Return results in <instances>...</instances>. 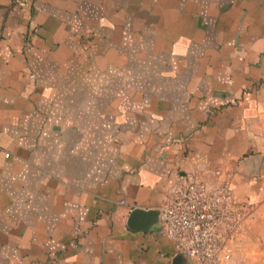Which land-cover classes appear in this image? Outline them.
Segmentation results:
<instances>
[{"label": "crops", "instance_id": "1", "mask_svg": "<svg viewBox=\"0 0 264 264\" xmlns=\"http://www.w3.org/2000/svg\"><path fill=\"white\" fill-rule=\"evenodd\" d=\"M192 175L264 264V0H0V264H194L127 225Z\"/></svg>", "mask_w": 264, "mask_h": 264}, {"label": "built area", "instance_id": "2", "mask_svg": "<svg viewBox=\"0 0 264 264\" xmlns=\"http://www.w3.org/2000/svg\"><path fill=\"white\" fill-rule=\"evenodd\" d=\"M157 209L159 224L153 230L177 253L194 264H234L233 244L252 205L235 202L226 180L214 185L192 175L179 178Z\"/></svg>", "mask_w": 264, "mask_h": 264}, {"label": "water", "instance_id": "3", "mask_svg": "<svg viewBox=\"0 0 264 264\" xmlns=\"http://www.w3.org/2000/svg\"><path fill=\"white\" fill-rule=\"evenodd\" d=\"M158 224L159 210L157 208L136 207L129 212L127 225L133 231L153 230Z\"/></svg>", "mask_w": 264, "mask_h": 264}]
</instances>
